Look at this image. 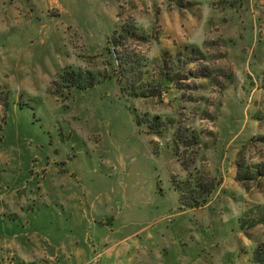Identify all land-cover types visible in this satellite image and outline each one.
<instances>
[{"label":"rangeland","instance_id":"obj_1","mask_svg":"<svg viewBox=\"0 0 264 264\" xmlns=\"http://www.w3.org/2000/svg\"><path fill=\"white\" fill-rule=\"evenodd\" d=\"M122 59L160 93H121ZM259 138L264 0H0V264H81L91 222L199 232L215 264H255L264 180L243 189L235 162ZM184 181L203 206H181Z\"/></svg>","mask_w":264,"mask_h":264},{"label":"crops","instance_id":"obj_2","mask_svg":"<svg viewBox=\"0 0 264 264\" xmlns=\"http://www.w3.org/2000/svg\"><path fill=\"white\" fill-rule=\"evenodd\" d=\"M115 218L117 223L122 222L121 216ZM121 226L111 229L109 225L97 227L94 222L87 223L90 242L87 249L82 251L81 264H93L90 252L100 254L99 260L113 259L109 264H215L214 252L210 250L212 246H203L199 232L189 230L187 235L181 236L177 231L160 228L157 223L131 231H123ZM65 232L70 233V230ZM67 256H70L69 252ZM72 259L69 264H74Z\"/></svg>","mask_w":264,"mask_h":264},{"label":"trees","instance_id":"obj_3","mask_svg":"<svg viewBox=\"0 0 264 264\" xmlns=\"http://www.w3.org/2000/svg\"><path fill=\"white\" fill-rule=\"evenodd\" d=\"M127 39H140L142 36L137 34L136 32H129L126 33V36L120 35H113L109 42L112 47L116 49L123 48V41ZM122 42V43H121ZM114 50V51H115ZM116 52H114L115 54ZM124 56V55H123ZM125 58V56H124ZM126 59V58H125ZM125 65L119 66L123 86L121 93L127 95L128 97L132 98H147V97H154L158 95L160 92L153 93V88H150L149 85L152 83V78L148 80V76L146 72L143 70L144 64L140 61L136 63L129 60V62H124L123 59L121 60ZM147 77V78H146ZM156 121L159 119L156 117ZM148 129L152 132V134L160 135V130L156 129L160 122L154 124L149 121ZM155 129V131H154ZM153 130V131H152ZM260 144L264 145V138H259L257 140L250 139L241 146L238 152V160L235 162L236 168V177L235 180L237 183L241 185V187L245 190H248L249 186L251 185H261L264 180V160L257 163L247 162L245 160V153L246 150L258 148ZM186 183V187L184 185ZM180 184V185H179ZM173 184L174 190L178 193V200L182 207L188 208H196L203 206L206 203V190L202 189V186H199L197 189H191L187 184V181L184 183ZM182 184V185H181ZM188 187L190 191H188ZM182 191V192H181ZM186 192L189 193V197H187ZM198 193L196 196L195 194ZM210 192V191H209ZM263 194L264 191L262 190ZM186 195V196H185ZM260 214V223L264 224V205L262 209L259 207L256 209ZM261 210V211H260ZM246 232V231H245ZM254 263L255 264H264V248L261 250H257L254 252Z\"/></svg>","mask_w":264,"mask_h":264}]
</instances>
